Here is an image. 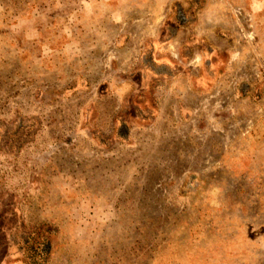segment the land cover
<instances>
[{"label":"rangeland","instance_id":"obj_1","mask_svg":"<svg viewBox=\"0 0 264 264\" xmlns=\"http://www.w3.org/2000/svg\"><path fill=\"white\" fill-rule=\"evenodd\" d=\"M0 264H264V0H0Z\"/></svg>","mask_w":264,"mask_h":264}]
</instances>
